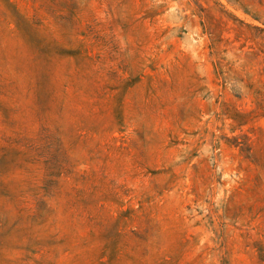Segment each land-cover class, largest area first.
<instances>
[{
    "label": "rangeland",
    "instance_id": "rangeland-1",
    "mask_svg": "<svg viewBox=\"0 0 264 264\" xmlns=\"http://www.w3.org/2000/svg\"><path fill=\"white\" fill-rule=\"evenodd\" d=\"M0 264H264V0H0Z\"/></svg>",
    "mask_w": 264,
    "mask_h": 264
}]
</instances>
